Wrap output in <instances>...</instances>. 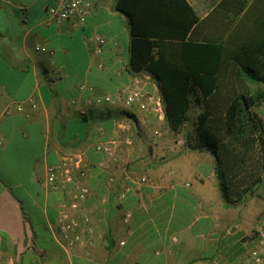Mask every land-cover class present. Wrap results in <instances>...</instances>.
<instances>
[{
  "label": "crops",
  "instance_id": "0c3cea01",
  "mask_svg": "<svg viewBox=\"0 0 264 264\" xmlns=\"http://www.w3.org/2000/svg\"><path fill=\"white\" fill-rule=\"evenodd\" d=\"M90 1L78 27L50 15L55 0H0V264H250L253 250L264 252V179L243 204L227 205L214 155L164 134L151 143L166 118L91 104L93 95L125 94L138 81L148 93L155 84L162 91L154 75L130 67L131 28L118 0ZM161 3L195 22V41L233 49L264 39V0ZM96 33L106 39L99 53ZM257 112L264 124V102ZM111 137L123 141L119 159L101 168L106 158L93 144ZM78 150L86 151L92 189L78 214L90 216L94 232L65 251L56 236L67 194L44 181ZM141 175L149 184L119 207L117 193Z\"/></svg>",
  "mask_w": 264,
  "mask_h": 264
},
{
  "label": "trees",
  "instance_id": "16d2710c",
  "mask_svg": "<svg viewBox=\"0 0 264 264\" xmlns=\"http://www.w3.org/2000/svg\"><path fill=\"white\" fill-rule=\"evenodd\" d=\"M162 0H118L117 7L131 28L130 67L148 71L164 91L166 120L173 132L189 121L192 96L220 95L221 77L230 67L240 80L264 84V39L230 48L221 42H197L190 32L195 22L161 3ZM256 95L238 91L223 108L221 122L207 106L199 116L192 150L207 151L217 159V177L227 205L239 206L264 179V124Z\"/></svg>",
  "mask_w": 264,
  "mask_h": 264
},
{
  "label": "built area",
  "instance_id": "2783aa9c",
  "mask_svg": "<svg viewBox=\"0 0 264 264\" xmlns=\"http://www.w3.org/2000/svg\"><path fill=\"white\" fill-rule=\"evenodd\" d=\"M91 10L92 2L90 0H55V3L48 8V12L57 22H73L78 27L87 23ZM94 40L97 43L96 52L99 53L102 46L106 43V39L101 33H96ZM155 88H157V93H148L141 82L138 81L125 94L93 95L90 102L91 104L100 105H121L126 108L138 106L143 111L151 109L158 114L161 120H164L166 114L163 95L158 85L155 84ZM80 89H87V86L82 85ZM22 109V107L19 108V110ZM161 135V131L155 130L153 139L157 140ZM122 144L123 141L118 137H111L93 144L95 151L102 153L106 158L105 162L101 164V168H108L111 163H117ZM89 172L90 167L86 160V151L78 150L64 154L58 164L50 166L44 181L47 189L60 190L64 188L67 194L60 203L59 226L56 236L58 245L65 251L73 249L75 245L84 242L83 236L85 232L89 234L94 232L90 216L84 215L81 218L78 214L85 202L92 197V189L86 183ZM107 181L113 185L116 182V176L110 174L107 177ZM149 182L150 179L147 175L136 177L132 185L117 193L118 206H123V201L130 190H134L137 193L141 192L143 187L148 185ZM130 219L131 213L126 212L124 214V222L129 223ZM124 244L125 240H122L120 245L124 246ZM249 263L264 264V252L257 249L253 250L249 257Z\"/></svg>",
  "mask_w": 264,
  "mask_h": 264
},
{
  "label": "rangeland",
  "instance_id": "374dc122",
  "mask_svg": "<svg viewBox=\"0 0 264 264\" xmlns=\"http://www.w3.org/2000/svg\"><path fill=\"white\" fill-rule=\"evenodd\" d=\"M197 42H210V41L206 40V41H197ZM237 72L238 69L235 67L233 69H231L230 67L229 70L223 72V75L221 77V86H220L221 97L219 95L215 96L213 94V96L210 95L207 98H204L201 92H198V94H194L192 96V103L188 112L189 121L181 129V131L173 132L169 128V125L161 124L153 130V137H154V131L159 130L162 132L161 136H163L164 134L163 138L166 137L167 139L174 141V143H177L180 139H182V143H181L182 146L184 145V147H187L186 145L187 140L193 141V136L198 126L199 116L205 112L207 106L213 108L216 113L212 117L213 120L218 119L219 122H221L222 120H221L220 108H223L224 105L228 103L230 98H232L235 93H237L238 91H248L249 93H251V95H256L259 91H262L264 89L263 83H255L249 80L243 82L242 80L239 79V77H237L236 75ZM157 140H154L152 138L151 143L155 144Z\"/></svg>",
  "mask_w": 264,
  "mask_h": 264
},
{
  "label": "water",
  "instance_id": "95a60500",
  "mask_svg": "<svg viewBox=\"0 0 264 264\" xmlns=\"http://www.w3.org/2000/svg\"><path fill=\"white\" fill-rule=\"evenodd\" d=\"M156 78V77H155ZM157 79V78H156ZM158 80V82H159V79H157ZM162 95H164V91H163V89H162Z\"/></svg>",
  "mask_w": 264,
  "mask_h": 264
}]
</instances>
